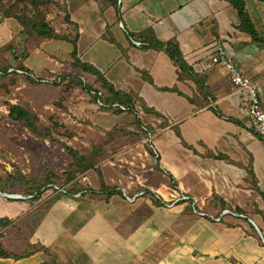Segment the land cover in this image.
Returning <instances> with one entry per match:
<instances>
[{
	"label": "crops",
	"instance_id": "obj_1",
	"mask_svg": "<svg viewBox=\"0 0 264 264\" xmlns=\"http://www.w3.org/2000/svg\"><path fill=\"white\" fill-rule=\"evenodd\" d=\"M244 1L264 37V1ZM61 2L70 21L54 29L66 37L22 41L27 56L20 62L33 77L19 76L32 90L63 82L68 93L79 91L88 120L80 127L99 137L89 139L91 148L111 147L99 161L110 165L98 170L118 183L69 190V200L49 208L48 238L38 231L0 238L12 254L0 256V264H264V149L242 93L210 59L221 41L242 74L260 85L264 104V46L241 30L237 10L226 0ZM13 18L0 23L7 39L24 28ZM170 41L183 62L169 53ZM74 50L131 97L127 111L102 109L105 90L93 87L91 96L86 74L71 75ZM33 53L48 64L32 65ZM179 196L188 199L163 205Z\"/></svg>",
	"mask_w": 264,
	"mask_h": 264
},
{
	"label": "rangeland",
	"instance_id": "obj_2",
	"mask_svg": "<svg viewBox=\"0 0 264 264\" xmlns=\"http://www.w3.org/2000/svg\"><path fill=\"white\" fill-rule=\"evenodd\" d=\"M38 1L40 6L36 10V6L28 0H0V23L6 19L4 12L2 15V8H6V11L13 15L11 17L16 16L21 23L24 21L29 23L31 19L39 20V14L43 15L44 20L53 28L61 26L62 29L64 23L70 21L64 15L66 8L61 0ZM18 20L13 18L12 22L20 24ZM23 26H25L23 31L17 33L13 30L8 39L7 28L4 30L0 26V64L4 67L10 66V63L15 67L21 64L22 47H26L22 41L33 43L46 39L36 37L33 35L34 29L27 25ZM63 32L62 30L59 34L65 36ZM48 49L51 52L50 47ZM25 51L27 52V49ZM70 59L73 61L71 71L74 73L71 75L82 77L86 74L88 85L94 88L102 87L100 78L90 72L87 74L77 67L76 57L72 53ZM30 63L48 64L44 55L34 53L30 55ZM19 75L16 72L7 75L0 73V192L5 193L4 196L0 194V219L8 220L4 221L6 224L0 225V238H32V233L37 231L44 238H48L49 228L46 220L49 208H54L60 200L65 201V198L69 200L70 197L67 192L52 189V185L71 190L78 188L93 190L104 185H115L118 179L115 176L111 178L109 175L111 173L104 169L102 172L90 169L80 173L69 153L67 146L75 151H89L92 149L89 139L95 138L93 134L95 131H85L80 127V123L85 124L88 120L85 117L86 111L78 104L79 91L73 90L68 93L69 88H64L63 82L57 84V87H50L48 92L32 90L28 85L25 87L28 80L25 78L21 81L22 77ZM65 75L61 74L60 79H64ZM55 78L54 81L58 79ZM89 93L92 94L90 91ZM11 104L30 108L38 118L36 125L42 133L32 132L27 125L15 120L10 115ZM105 149L106 152L100 157L110 155L108 151L111 147ZM108 165L110 162L104 160L96 164L102 168ZM71 173L72 176L69 175ZM74 216L75 214L73 221ZM69 218L71 217L68 215L65 220L63 219L64 228L71 223Z\"/></svg>",
	"mask_w": 264,
	"mask_h": 264
},
{
	"label": "trees",
	"instance_id": "obj_3",
	"mask_svg": "<svg viewBox=\"0 0 264 264\" xmlns=\"http://www.w3.org/2000/svg\"><path fill=\"white\" fill-rule=\"evenodd\" d=\"M28 1H30L29 3H31V4L33 3L36 6V10H38V7L40 6L38 0H28ZM44 1L52 2L53 0H44ZM226 1L230 2L233 5V7L237 10L238 18L241 21V25H240L241 30L250 34V36L252 37V39L254 41H256V42H258L264 46V37L261 36L260 33L256 30L255 25L253 24V22L249 18V15H248V12L246 9L245 1L244 0H226ZM2 11L4 12L5 17L13 16L8 11H6V8H4ZM15 18L18 20V18L16 16H15ZM21 25H27L30 28L34 29L35 31H34L33 35H35L36 37L40 36V38H46V39H48V38L62 39L64 37H66V36H63L62 34L55 32V29L53 27H51L48 24V22H46L44 20L43 15H40V14H39V20L31 19L29 23L24 21L23 23H21ZM23 27H25V26H23ZM167 45H168L169 53L173 57H175V59L177 61L181 60L183 62L184 60L182 58V54L179 50L177 43L170 41L167 43ZM11 49L13 50V47ZM20 55L22 58L23 57L25 58L27 56V52L24 50L21 52ZM72 55L74 57H76L75 64L77 65V67H80L82 70H84L86 72H90V73L96 75L97 78L101 79L100 81L102 83V89L105 90V94H104L105 96L103 97L104 101L103 100H101V101L105 104L104 108L106 110L123 112V110L121 108H119L118 106H114L113 104L117 103V104L124 105V106L128 107L131 103H133L130 96H128L127 94H124L122 92L114 90V87L109 82L106 81V79L102 76L101 72L99 70H97V68H95L94 66H92L90 64H85V63L81 62V60L76 56L77 55L76 50L73 51ZM10 68L22 69L26 73H28L27 76L33 77L30 74V72H28V70L26 69V67L24 65L20 64V65L15 67L12 65V63H10V66H6V67H4L0 64L1 75L9 74L10 72L8 70ZM13 73H15V71H13ZM31 77H30V79H32ZM32 81L35 82L36 80L35 81L32 80ZM38 81L41 82V80H38ZM82 85H84V84L82 83ZM201 85H202V87H200V91L203 93L207 89V87L202 82H201ZM83 87H84V89H86L88 91H91L93 89V87L91 85L85 84ZM99 91L100 90H97L96 92L98 93ZM99 95L97 94L95 98H97ZM10 115L15 120L22 122L25 125H27L29 130H31L32 132L42 133L41 132L42 130L39 128L38 125H36V122L38 121L37 116H35L33 114L32 110L30 108H28L27 106H25V105L21 106L20 104H14V105L11 104L10 105ZM47 136H48V133H47ZM67 148H68L69 153L71 154L72 158L75 160V164H76L77 168L79 169L78 171L80 173L84 172L86 170H90V169H97L98 170V167L96 166V164L99 163V161L102 158V157H100V155L102 156V154H104L103 146H93L92 149L88 153H82L79 150L75 151L74 149L69 148V146H67ZM98 172H100V171L98 170ZM72 173L69 175L72 176ZM55 186H56V184H55ZM110 188H111V186H105V185L102 187V189H104V190L110 189ZM52 189L57 190L54 187V185H52ZM83 189L84 188H78L75 190H76V192H79ZM64 190H66L67 194H69V190H71V188H64ZM40 193H41V191H40ZM4 221L5 220L0 219V225L2 223L4 224L5 222H8V220H6L5 222ZM10 255H12V254H9L7 251H5L0 246V256L9 257Z\"/></svg>",
	"mask_w": 264,
	"mask_h": 264
},
{
	"label": "built area",
	"instance_id": "obj_4",
	"mask_svg": "<svg viewBox=\"0 0 264 264\" xmlns=\"http://www.w3.org/2000/svg\"><path fill=\"white\" fill-rule=\"evenodd\" d=\"M211 63L214 65H220L224 68L229 76L230 81L235 86L237 90L242 93L241 100L244 104L246 114L249 118L250 125L254 128L256 135L258 136L261 145L264 149V104L262 103L260 97V85L257 82L252 81L247 76L243 75L239 68L236 66L233 58L226 52L223 43L218 41L215 44V51L210 56ZM10 73L15 71L19 74L28 75L24 70L19 68H10L8 70ZM41 82H47L46 80H42ZM100 106H105L102 101H99ZM114 106H118L123 111H127L128 107L120 104H113ZM54 187L59 191L65 193L66 190L64 188H60L59 186ZM155 197L161 200V196L156 193ZM188 199L187 196H179L177 199L173 201H165L163 200V205L166 207H170L173 204H176L178 200Z\"/></svg>",
	"mask_w": 264,
	"mask_h": 264
},
{
	"label": "bare ground",
	"instance_id": "obj_5",
	"mask_svg": "<svg viewBox=\"0 0 264 264\" xmlns=\"http://www.w3.org/2000/svg\"><path fill=\"white\" fill-rule=\"evenodd\" d=\"M91 96H93L92 94H91ZM103 99V98H102ZM104 101V100H103ZM98 103V102H97ZM100 106V105H99ZM104 108V106L102 107V109ZM112 108V107H111ZM98 109V108H97ZM99 110V109H98Z\"/></svg>",
	"mask_w": 264,
	"mask_h": 264
}]
</instances>
